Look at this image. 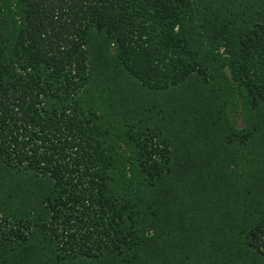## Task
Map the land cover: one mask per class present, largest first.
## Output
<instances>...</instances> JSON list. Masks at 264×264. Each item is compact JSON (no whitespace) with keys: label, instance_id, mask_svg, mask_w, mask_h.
I'll use <instances>...</instances> for the list:
<instances>
[{"label":"trees","instance_id":"trees-1","mask_svg":"<svg viewBox=\"0 0 264 264\" xmlns=\"http://www.w3.org/2000/svg\"><path fill=\"white\" fill-rule=\"evenodd\" d=\"M0 264H264V0H0Z\"/></svg>","mask_w":264,"mask_h":264},{"label":"rangeland","instance_id":"rangeland-1","mask_svg":"<svg viewBox=\"0 0 264 264\" xmlns=\"http://www.w3.org/2000/svg\"><path fill=\"white\" fill-rule=\"evenodd\" d=\"M226 113H227V117H228L231 124L234 123V125L237 126L238 128H242L244 126V120L242 119V114H241L238 107H235V109H234V105L229 104V105H227ZM185 135H186V133H185ZM197 213H201V212H197ZM201 220H203V216H202ZM201 223L203 224V226L207 227L205 221H201Z\"/></svg>","mask_w":264,"mask_h":264}]
</instances>
